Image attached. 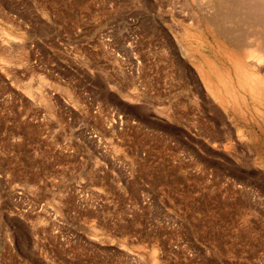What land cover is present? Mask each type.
Here are the masks:
<instances>
[{
    "label": "rangeland",
    "instance_id": "rangeland-1",
    "mask_svg": "<svg viewBox=\"0 0 264 264\" xmlns=\"http://www.w3.org/2000/svg\"><path fill=\"white\" fill-rule=\"evenodd\" d=\"M206 2L0 0V264H264V42Z\"/></svg>",
    "mask_w": 264,
    "mask_h": 264
},
{
    "label": "bare ground",
    "instance_id": "bare-ground-1",
    "mask_svg": "<svg viewBox=\"0 0 264 264\" xmlns=\"http://www.w3.org/2000/svg\"><path fill=\"white\" fill-rule=\"evenodd\" d=\"M200 0H197V2ZM206 2V0H204ZM213 0H207V4ZM216 6L220 7L222 9V14L219 16V20L223 23V21H226V24L231 25L232 23H235L236 20H231L230 18L232 15H240L239 22H246L249 23L251 26L254 27L255 30L254 34L257 35L259 39L264 42V0H215ZM204 3V2H203ZM199 3H197L198 5ZM200 5V4H199ZM213 7V6H212ZM215 10V9H214ZM217 13V10H216ZM216 15H214L213 19ZM213 17V16H211ZM209 21H212V18H208ZM215 21V20H214ZM214 24L213 22H211ZM209 24V23H208ZM249 26V25H248ZM211 28V27H210ZM208 28V29H210ZM253 29V28H252ZM247 30V29H246ZM252 31V30H251ZM229 32V31H228ZM249 33V32H248ZM251 35H253L251 33ZM250 36V35H249ZM246 38V37H245ZM242 39V38H241ZM240 39V40H241ZM249 40V39H248ZM246 40V41H248ZM243 42V41H242ZM245 42V41H244ZM247 44V42H246ZM244 45V43H243ZM256 46V45H255ZM247 47V46H246ZM244 48V47H243ZM242 48V49H243ZM261 48V47H260ZM252 49V48H251ZM248 50V49H247ZM254 50V49H253ZM245 51V50H244ZM249 51V50H248ZM260 51V50H259ZM247 52V51H245ZM248 53L251 54L249 51ZM253 53V52H252ZM258 54V53H257ZM248 55V54H247ZM254 54L251 55V57ZM250 56V55H249ZM248 59H250L248 57ZM256 59V58H255ZM258 59V58H257ZM257 59L255 62H257ZM251 61V59L249 60ZM248 61V62H249ZM261 61V60H260ZM251 63V62H249ZM253 65V64H252ZM252 69V68H251ZM253 70V69H252ZM253 76V75H252ZM154 258V257H152ZM155 259V258H154Z\"/></svg>",
    "mask_w": 264,
    "mask_h": 264
}]
</instances>
